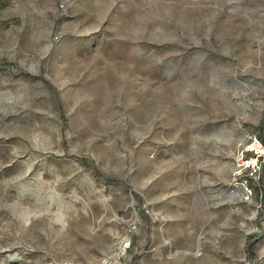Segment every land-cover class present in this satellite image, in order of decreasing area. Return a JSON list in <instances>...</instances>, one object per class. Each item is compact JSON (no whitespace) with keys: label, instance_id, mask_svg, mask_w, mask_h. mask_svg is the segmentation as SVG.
<instances>
[{"label":"rangeland","instance_id":"1","mask_svg":"<svg viewBox=\"0 0 264 264\" xmlns=\"http://www.w3.org/2000/svg\"><path fill=\"white\" fill-rule=\"evenodd\" d=\"M250 137L264 0H0V264H264Z\"/></svg>","mask_w":264,"mask_h":264},{"label":"built area","instance_id":"2","mask_svg":"<svg viewBox=\"0 0 264 264\" xmlns=\"http://www.w3.org/2000/svg\"><path fill=\"white\" fill-rule=\"evenodd\" d=\"M242 153L239 159V166L247 168L250 175L258 172L261 163L264 161V138L250 137L242 147ZM250 193V189H245Z\"/></svg>","mask_w":264,"mask_h":264}]
</instances>
